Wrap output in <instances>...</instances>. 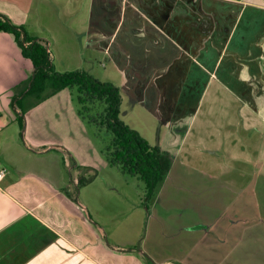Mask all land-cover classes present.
<instances>
[{
	"label": "crops",
	"instance_id": "obj_1",
	"mask_svg": "<svg viewBox=\"0 0 264 264\" xmlns=\"http://www.w3.org/2000/svg\"><path fill=\"white\" fill-rule=\"evenodd\" d=\"M33 1L0 0V13L38 38L28 30ZM90 2L102 10L77 14L106 19L101 23L108 25L111 59L119 62L128 96L137 90L141 106L161 118L170 135L175 138L182 133L188 111L195 108L191 99L205 94L230 97L240 107L243 137L232 138V143L246 146L257 140L264 144V0ZM101 32H86L92 34L88 42L97 46ZM135 47L140 49L139 59L131 55ZM32 72L14 37L0 32V171L5 172L0 180V264H173L148 259L144 251L105 244L109 235L79 202L75 187L70 190L59 156L40 157L52 149L36 150L25 138V128L19 133L18 119L24 115L12 106V100L20 98L21 84ZM152 146L168 151L160 144ZM57 150L69 168L68 156L63 149ZM205 226L187 251L195 264H213L211 240L206 239L212 227ZM191 228L186 232H192ZM202 242L198 256L197 243ZM225 254L222 258L228 257ZM242 258H227L225 264H264L260 255L247 261Z\"/></svg>",
	"mask_w": 264,
	"mask_h": 264
},
{
	"label": "rangeland",
	"instance_id": "obj_2",
	"mask_svg": "<svg viewBox=\"0 0 264 264\" xmlns=\"http://www.w3.org/2000/svg\"><path fill=\"white\" fill-rule=\"evenodd\" d=\"M87 1L86 5V0H34L28 30L48 42L56 72L84 70L122 88L120 118L151 145L160 144L174 156L166 182L159 186L154 200L146 201L142 181L108 164L105 149L111 134L79 117L75 88H66L26 109L22 127L17 126L19 133L25 128V138L36 150L52 149L40 157L59 156L70 190L75 187L79 202L109 235L105 244L144 251L155 261L195 264L187 251L209 225L212 228L206 239L211 240L213 264H225L227 258L237 256L247 261L252 255H260L264 262V144L257 140L246 146L232 143V138L243 137L238 104L230 97L199 94L191 99L195 108L188 111L186 126L174 138L161 118L141 106L137 90L128 96L119 62L111 59L108 25L101 23L106 19L80 18L96 8ZM94 29L102 31L97 46L88 42L92 34L86 33ZM133 54L139 59V47ZM99 105L92 106L87 115L100 120L103 106ZM57 149L68 156L69 168ZM189 227L192 232H186ZM203 243H197L198 256ZM225 252L228 257L222 258Z\"/></svg>",
	"mask_w": 264,
	"mask_h": 264
},
{
	"label": "trees",
	"instance_id": "obj_3",
	"mask_svg": "<svg viewBox=\"0 0 264 264\" xmlns=\"http://www.w3.org/2000/svg\"><path fill=\"white\" fill-rule=\"evenodd\" d=\"M0 32L14 37L22 57L29 60L33 67L32 75L21 84L24 90L20 98L12 100V106L20 109V115L23 117L26 109L37 106L66 88H75L79 117L104 127L111 134L110 144L105 149L108 164L119 166L123 174L142 181L146 201L153 200L169 172L172 156L159 146L150 145L137 130L120 118V88L84 70L56 72L46 49L47 44L1 13ZM27 98L32 99L30 103L25 102ZM98 104L103 106L100 120L87 115L91 107ZM18 121L22 123V119Z\"/></svg>",
	"mask_w": 264,
	"mask_h": 264
},
{
	"label": "built area",
	"instance_id": "obj_4",
	"mask_svg": "<svg viewBox=\"0 0 264 264\" xmlns=\"http://www.w3.org/2000/svg\"><path fill=\"white\" fill-rule=\"evenodd\" d=\"M46 49H47V52L50 54V50H49L47 45H46ZM4 175H5V172L4 171H0V180L4 177Z\"/></svg>",
	"mask_w": 264,
	"mask_h": 264
}]
</instances>
